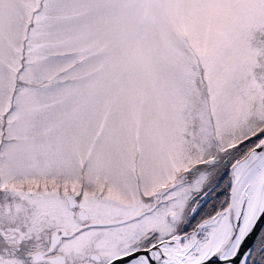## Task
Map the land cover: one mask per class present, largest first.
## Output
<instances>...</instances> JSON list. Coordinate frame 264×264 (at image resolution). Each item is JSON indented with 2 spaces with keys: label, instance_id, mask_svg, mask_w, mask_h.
<instances>
[{
  "label": "snow or ice",
  "instance_id": "obj_1",
  "mask_svg": "<svg viewBox=\"0 0 264 264\" xmlns=\"http://www.w3.org/2000/svg\"><path fill=\"white\" fill-rule=\"evenodd\" d=\"M0 264H264V0H0Z\"/></svg>",
  "mask_w": 264,
  "mask_h": 264
},
{
  "label": "trees",
  "instance_id": "obj_2",
  "mask_svg": "<svg viewBox=\"0 0 264 264\" xmlns=\"http://www.w3.org/2000/svg\"><path fill=\"white\" fill-rule=\"evenodd\" d=\"M225 179H227V177ZM222 187H223V185H222ZM222 199H223L222 196L219 198L212 196V199L210 201H208L206 204H204L203 211L201 212V215L197 217L196 221H193V224H195L201 218H206L209 213L213 212L214 208H219L220 200H222Z\"/></svg>",
  "mask_w": 264,
  "mask_h": 264
},
{
  "label": "flooded vegetation",
  "instance_id": "obj_3",
  "mask_svg": "<svg viewBox=\"0 0 264 264\" xmlns=\"http://www.w3.org/2000/svg\"><path fill=\"white\" fill-rule=\"evenodd\" d=\"M211 199H212V197H210L208 201H210Z\"/></svg>",
  "mask_w": 264,
  "mask_h": 264
}]
</instances>
